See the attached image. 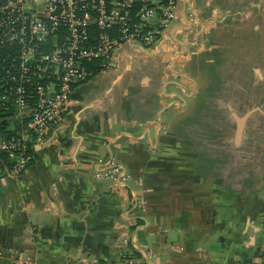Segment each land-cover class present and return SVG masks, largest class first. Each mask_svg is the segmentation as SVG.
Segmentation results:
<instances>
[{
    "label": "crops",
    "instance_id": "0c3cea01",
    "mask_svg": "<svg viewBox=\"0 0 264 264\" xmlns=\"http://www.w3.org/2000/svg\"><path fill=\"white\" fill-rule=\"evenodd\" d=\"M177 8L0 176V264H262L264 0Z\"/></svg>",
    "mask_w": 264,
    "mask_h": 264
},
{
    "label": "built area",
    "instance_id": "2783aa9c",
    "mask_svg": "<svg viewBox=\"0 0 264 264\" xmlns=\"http://www.w3.org/2000/svg\"><path fill=\"white\" fill-rule=\"evenodd\" d=\"M176 12V0H0V48L14 50L0 59L1 99L26 121L12 138H0V176L25 169L30 144L62 122L77 87L127 46H158Z\"/></svg>",
    "mask_w": 264,
    "mask_h": 264
},
{
    "label": "trees",
    "instance_id": "16d2710c",
    "mask_svg": "<svg viewBox=\"0 0 264 264\" xmlns=\"http://www.w3.org/2000/svg\"><path fill=\"white\" fill-rule=\"evenodd\" d=\"M14 54V50L0 48V59L4 57H11ZM93 63L89 65L92 66ZM4 95V89L0 88V107L5 104L7 109L0 108V138L10 139L15 136L16 132L25 125V119L16 117L15 107L10 104L8 100H2L1 97ZM22 125V126H21ZM33 144H30L28 153L32 152ZM1 159L6 162L9 166L12 162L8 160L6 155H1ZM264 212V210H263ZM262 264H264V255L262 257Z\"/></svg>",
    "mask_w": 264,
    "mask_h": 264
},
{
    "label": "flooded vegetation",
    "instance_id": "af4514ba",
    "mask_svg": "<svg viewBox=\"0 0 264 264\" xmlns=\"http://www.w3.org/2000/svg\"><path fill=\"white\" fill-rule=\"evenodd\" d=\"M177 2H178V0H176ZM179 14V12H178V8H177V12H176V18L175 19H177L178 18V15Z\"/></svg>",
    "mask_w": 264,
    "mask_h": 264
}]
</instances>
